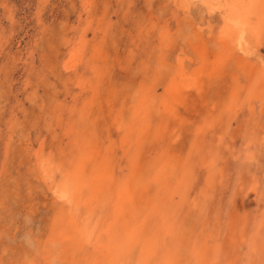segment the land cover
Wrapping results in <instances>:
<instances>
[{
	"label": "rangeland",
	"instance_id": "rangeland-1",
	"mask_svg": "<svg viewBox=\"0 0 264 264\" xmlns=\"http://www.w3.org/2000/svg\"><path fill=\"white\" fill-rule=\"evenodd\" d=\"M236 4L0 0V264H264V0Z\"/></svg>",
	"mask_w": 264,
	"mask_h": 264
},
{
	"label": "bare ground",
	"instance_id": "bare-ground-1",
	"mask_svg": "<svg viewBox=\"0 0 264 264\" xmlns=\"http://www.w3.org/2000/svg\"><path fill=\"white\" fill-rule=\"evenodd\" d=\"M206 1V0H205ZM223 1H225V0H223ZM243 1L244 0H235V2L237 3L236 5H239V6H242V5H240V4H242L243 3ZM215 2H217V1H215ZM214 2V3H215ZM221 3V2H220ZM209 4V3H208ZM215 5V4H214ZM211 6V5H210ZM217 6V5H216ZM218 7V6H217ZM237 13H239V10H237ZM237 17H239L240 18V15H238V14H236L235 16H233V17H231V18H229V21L232 23V24H234V26H238L239 24H240V22L239 21H241V20H239L238 21V19L239 18H237ZM241 27V26H240ZM243 36V35H242ZM65 196V195H64ZM68 196V195H67Z\"/></svg>",
	"mask_w": 264,
	"mask_h": 264
}]
</instances>
